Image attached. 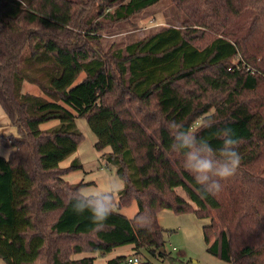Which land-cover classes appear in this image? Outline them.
<instances>
[{
    "label": "trees",
    "instance_id": "obj_1",
    "mask_svg": "<svg viewBox=\"0 0 264 264\" xmlns=\"http://www.w3.org/2000/svg\"><path fill=\"white\" fill-rule=\"evenodd\" d=\"M158 1L0 0V104L18 135L0 134V146L12 148L0 155V264H95L70 254L127 244L134 255L142 247L163 255V208L208 217L207 251L224 262L264 264V0H173L186 16L180 26L105 51L92 33L103 26L84 13L118 22ZM24 81L41 94L25 92ZM77 116L96 149L110 148L124 180L116 207L136 200L133 217L114 208L113 195L100 229L71 210L81 193L59 162L81 140ZM52 119L59 124L40 128ZM172 122L214 148L233 129L240 161L219 191L201 197L170 148Z\"/></svg>",
    "mask_w": 264,
    "mask_h": 264
},
{
    "label": "rangeland",
    "instance_id": "obj_2",
    "mask_svg": "<svg viewBox=\"0 0 264 264\" xmlns=\"http://www.w3.org/2000/svg\"><path fill=\"white\" fill-rule=\"evenodd\" d=\"M87 3L82 5V9L87 6ZM84 13L92 15L93 22H100L103 26L102 29L92 32L98 37L100 48L103 51L123 47L129 42L143 38L167 26H180L186 19L185 13L175 5L173 0H159L131 17L118 22L105 21L97 15L96 11L92 14L93 10ZM204 41L201 35L195 39L197 44H203ZM82 76L83 73L76 81L80 80ZM22 89L25 92L41 94L35 84L27 81L23 82ZM65 106L72 110L69 106ZM57 124L59 121L52 119L41 123L40 128L48 129ZM74 126L81 132L82 137L75 151L59 162V167L64 169L62 177L70 184L78 185L81 194L108 191L110 190L109 185L115 181L116 190L112 193L115 198L114 208L129 218L133 217L138 209L136 200H131L128 205L116 207L118 196L124 188V180L118 175L116 166L107 160L106 155L110 148L108 146L101 150L95 148L96 137L84 117L77 116ZM0 134L18 137L15 126L8 123V117L1 104ZM11 149L10 146H0V155L7 157ZM175 191L188 200L182 187L175 188ZM157 221L162 227L164 254H158L157 250H153L154 254H151L148 248L142 247L140 252L137 251L141 261L150 264H229L207 251L203 226L209 223L208 217H198L194 210L178 213L170 208H163L157 213ZM135 253V249L127 244L114 247L106 253L98 251L73 252L70 257L74 259L93 257L95 264H103L115 255L130 256ZM2 262L0 258V263Z\"/></svg>",
    "mask_w": 264,
    "mask_h": 264
},
{
    "label": "clouds",
    "instance_id": "obj_3",
    "mask_svg": "<svg viewBox=\"0 0 264 264\" xmlns=\"http://www.w3.org/2000/svg\"><path fill=\"white\" fill-rule=\"evenodd\" d=\"M172 143L170 148L182 154L183 167L192 175L198 185L201 197L214 194L221 189V181L231 177L239 164L240 155L236 150L238 143L230 127L221 130V142L214 148L206 139L175 122L170 124ZM202 128L210 127L204 121ZM108 191L83 193L69 201L76 214L87 213L94 228L100 229L112 211V193L116 182L109 185ZM78 191V190H76Z\"/></svg>",
    "mask_w": 264,
    "mask_h": 264
},
{
    "label": "built area",
    "instance_id": "obj_4",
    "mask_svg": "<svg viewBox=\"0 0 264 264\" xmlns=\"http://www.w3.org/2000/svg\"><path fill=\"white\" fill-rule=\"evenodd\" d=\"M139 261H140V257L138 255L132 254L130 256L128 255L124 262L126 264H137L139 263Z\"/></svg>",
    "mask_w": 264,
    "mask_h": 264
},
{
    "label": "water",
    "instance_id": "obj_5",
    "mask_svg": "<svg viewBox=\"0 0 264 264\" xmlns=\"http://www.w3.org/2000/svg\"><path fill=\"white\" fill-rule=\"evenodd\" d=\"M160 250L162 251V250H163V248L161 247V248H160Z\"/></svg>",
    "mask_w": 264,
    "mask_h": 264
}]
</instances>
